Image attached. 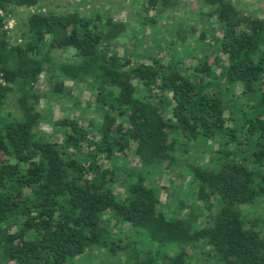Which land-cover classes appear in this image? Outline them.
Masks as SVG:
<instances>
[{"label":"trees","instance_id":"1","mask_svg":"<svg viewBox=\"0 0 264 264\" xmlns=\"http://www.w3.org/2000/svg\"><path fill=\"white\" fill-rule=\"evenodd\" d=\"M180 1L138 0L140 14L155 27ZM38 2L0 0V264H75L93 250L108 264H192L197 252L214 264H264L255 212L264 201V18L233 0H200L215 35L187 25L174 34L168 21L167 59L119 47L126 23L90 9L31 12L11 43L6 17ZM186 35L199 43L192 51ZM72 85L90 91L92 112L49 121L46 136L42 99L78 103ZM11 95L14 114L4 110ZM192 139L217 146L206 164L184 161L193 198L168 214L164 185L148 176L178 177L177 151ZM127 226L138 239L121 234Z\"/></svg>","mask_w":264,"mask_h":264},{"label":"rangeland","instance_id":"2","mask_svg":"<svg viewBox=\"0 0 264 264\" xmlns=\"http://www.w3.org/2000/svg\"><path fill=\"white\" fill-rule=\"evenodd\" d=\"M235 6L238 10L244 14L257 16L264 18V0H233ZM78 9L80 11L93 10L101 11L103 13L110 14L118 20H123L126 23V31L117 43L120 47H126L130 50L144 53L150 49L152 54H156V50L164 52L165 59L172 55V48H168L166 42L169 40L170 32H167L171 22V29L174 34L177 30H184V26L193 27V29L205 31L207 34L206 39L215 35L216 33V23L212 18L206 16L204 11L208 8L200 5V0H181L177 9L173 12H167L166 16L162 18V22L155 27L149 26L145 23L144 19L140 14L141 6L138 0H39L38 4L34 7H14L10 12V15L6 17V27L8 30V39L11 43L21 41V32L25 29V21L29 13L34 11L53 13V14H64L68 11ZM169 21V22H168ZM174 23V24H173ZM167 31L165 32V30ZM174 37V35H173ZM158 39L160 47L155 46L154 40ZM185 46L191 51L195 48L197 41L194 37L190 35L185 36ZM207 41V40H206ZM177 52L179 58H183L186 62L188 61V56H183L182 46L178 44ZM163 47V48H162ZM181 50V51H180ZM199 54L198 51H193V53ZM54 55L56 59H61L62 55L59 51H55ZM46 77L40 75L37 81V87L40 91L50 93L48 90V85L46 83ZM72 95L77 98L78 103H74V99L64 100L63 97H50L47 96L42 99L39 109L48 118L42 125L43 134L50 136L54 129L51 127L49 121H53L58 117L63 115L71 117L74 114H78L83 110H87L90 115V111L93 107L92 99L90 98V91L83 85H72ZM16 105L14 97L11 95L9 99L4 104L5 111H12L15 113ZM218 141V140H216ZM220 141V140H219ZM199 140H190L188 143L184 144L177 151L178 164L176 166L177 172L180 175L175 177L173 174H165L160 179L156 174L149 175L148 177L153 181L152 183H160L164 185V189L161 192V200L163 202V209L168 214H179L180 210L177 208L179 201L185 199L187 203L190 202L192 197V190L188 186V174L186 173V166L184 165L185 160H196L202 164L209 162L210 157L214 154V149L216 148V143ZM251 159L248 158L246 162H250ZM133 165V162H132ZM181 165V166H180ZM157 181V182H156ZM257 215L262 219L264 223V201L260 202L256 211ZM205 220L204 215L198 217V222L203 223ZM122 232L132 233L133 231L127 226L123 227ZM133 234V233H132ZM133 239H138L135 234L132 235ZM146 235L143 233V237ZM148 244L151 247H155V244L148 240ZM140 241V240H139ZM138 241V242H139ZM139 256L143 257V249H146L144 242L140 241L138 244ZM203 247H201V250ZM111 260L105 253V251L93 250L90 253L80 255L75 258V264H108ZM192 264H214L209 258H206L201 253H194Z\"/></svg>","mask_w":264,"mask_h":264}]
</instances>
